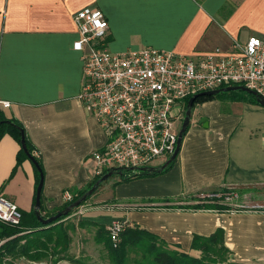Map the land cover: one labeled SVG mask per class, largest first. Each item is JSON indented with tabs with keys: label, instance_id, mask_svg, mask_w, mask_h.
I'll use <instances>...</instances> for the list:
<instances>
[{
	"label": "crops",
	"instance_id": "0c3cea01",
	"mask_svg": "<svg viewBox=\"0 0 264 264\" xmlns=\"http://www.w3.org/2000/svg\"><path fill=\"white\" fill-rule=\"evenodd\" d=\"M85 8L104 13L106 47L116 53L154 48L196 59L216 49L228 55L234 43L251 37L264 41V0H0V103L11 104H0V112L22 123L42 162L40 212L46 218L66 204V191L75 196L98 177L91 154L108 140L78 99L83 62L74 49L79 34L73 17ZM248 103L217 98L195 104L170 169L128 183L112 179L107 199L117 208L93 209L84 220L106 227L124 221L195 257L194 235L222 229L233 262L264 264V131L262 122L247 117L252 108L264 111ZM20 150L9 134L0 138V195L30 216L39 177L29 159L18 163ZM225 187L250 190L248 203L257 209L183 208Z\"/></svg>",
	"mask_w": 264,
	"mask_h": 264
},
{
	"label": "built area",
	"instance_id": "2783aa9c",
	"mask_svg": "<svg viewBox=\"0 0 264 264\" xmlns=\"http://www.w3.org/2000/svg\"><path fill=\"white\" fill-rule=\"evenodd\" d=\"M73 19L79 34L74 49L83 62L78 99L108 138L103 149L91 154L96 176L164 165L176 150L186 99L194 95L244 86L264 100V41L258 37L234 43L228 55L216 49L196 59L154 48L116 53L106 47L109 23L102 11L85 8ZM72 198L68 191L63 195L65 203ZM21 218L19 207L0 195V222L16 226ZM126 224L115 220L108 226L114 247Z\"/></svg>",
	"mask_w": 264,
	"mask_h": 264
},
{
	"label": "trees",
	"instance_id": "16d2710c",
	"mask_svg": "<svg viewBox=\"0 0 264 264\" xmlns=\"http://www.w3.org/2000/svg\"><path fill=\"white\" fill-rule=\"evenodd\" d=\"M224 88L226 87L220 90ZM232 94L233 91L221 92L215 96H203L198 98L195 104L215 100L217 98L242 100V98H238ZM250 96L255 102L259 103L260 97L258 95L253 96L250 94ZM189 100L190 98L186 99V104ZM22 133L25 136L28 152L33 159L37 161L44 175L42 162L35 155L34 147L27 137L22 123L16 119H7L4 114L0 112V138L9 134L20 144L21 150L18 154V163H20L22 159H29L31 161L21 145ZM174 162L163 170H159L161 167L138 170L119 169L116 170L114 176L119 178V183H128L136 179L154 177L167 172ZM36 171L40 183V173L37 169ZM107 173L108 171L98 176L86 189L73 196L72 201L66 203L58 213L66 210L70 205L80 200ZM103 183L104 182L100 184L98 189ZM203 194L197 196L201 200L197 205H188L183 208L194 211L231 212V208L222 205L220 200L213 198L201 199L200 196ZM92 195H90L87 200ZM85 202L74 208L67 216L74 214ZM35 205L36 198L34 199V206L29 214L30 216L22 215V222L19 226H11L0 222V240L11 238L17 234H23L11 241H7L0 248L1 258L4 254H9L15 257L25 258L31 262L41 263L43 261H51L52 263L54 257L69 250L72 241L67 231L68 228L58 224L60 220L67 216H63L49 225H44L37 218ZM237 212H244V210H238ZM42 217L46 218L44 216ZM96 226H99V228L96 231L95 242L104 245L111 264H237L233 262V253L225 244V232L222 229L216 230L209 236L194 235L191 250L199 253V256L195 257L179 247L168 244L158 235L128 223L121 233L118 245L114 247L109 236L108 228L101 225ZM58 260H62V258Z\"/></svg>",
	"mask_w": 264,
	"mask_h": 264
},
{
	"label": "rangeland",
	"instance_id": "374dc122",
	"mask_svg": "<svg viewBox=\"0 0 264 264\" xmlns=\"http://www.w3.org/2000/svg\"><path fill=\"white\" fill-rule=\"evenodd\" d=\"M232 95L237 96L238 98H242L243 101L249 102L248 104L258 105V107L264 111V108L258 102H255L254 99L250 96V94L243 91H233ZM247 117H251V122L253 123L262 122L261 128L264 131V115L257 114V112H255V108L254 110L252 108V110L248 112ZM114 178H116V176L106 180L102 184V186L84 203V205L79 207L76 212H74V214L63 218L58 222V224H61L63 225V227L68 228L67 231L69 233L71 241H73V243L71 242L72 244H70V248L67 252H64L54 257L52 259V263L51 261H43L41 263H36L31 262L25 258L4 254L2 258L0 256V264H111L107 255V250L105 249L104 245L97 244L95 242L94 234L96 233L99 226H96L97 224H90L84 219H86L88 213L93 209L109 210L117 208L115 204H119L118 202L114 200L110 201L109 199H107L110 198V193L112 192V189H106L105 187L108 183H111L110 181ZM102 189H106V191H102ZM250 193L251 191L246 189H235L232 187H225L215 192L214 194L218 196L213 198L220 200L222 205L229 206L231 208V211H248L257 209L248 203V197H251ZM200 201L201 200L198 198L197 202ZM21 222L22 218L20 224ZM77 224H79L80 227L82 226V228L76 229ZM98 225L106 227V224ZM108 226L106 228H108ZM21 235L23 234H17L11 238L0 240V248L7 241H11L12 239L17 238ZM59 258H62V260H58Z\"/></svg>",
	"mask_w": 264,
	"mask_h": 264
},
{
	"label": "water",
	"instance_id": "95a60500",
	"mask_svg": "<svg viewBox=\"0 0 264 264\" xmlns=\"http://www.w3.org/2000/svg\"><path fill=\"white\" fill-rule=\"evenodd\" d=\"M230 91H243V92H246V93L251 94L253 96H257V93H255L254 91H252V90H250L244 86H230V87H226L222 90L208 91V92H203V93H199L197 95L192 96L190 98V100L188 101L187 106H186L185 118H184V121L182 123L181 129L179 131L176 150H175L173 156L159 170H163L169 164H171L172 162H174L177 159V156H178L179 151L181 149L183 137H184L189 125H190V122H191L192 111H193V107H194L196 100L200 97H203V96H215V95L220 94L221 92H230ZM259 104L264 108V100L263 99L259 98ZM21 145H22L26 155L31 159L32 163L35 165L36 169L40 173V183L38 185L37 193H36L35 212H36L38 220L41 221L44 225H49V224L55 222L56 220L60 219L61 217L67 216L74 208L80 206L83 202H85L87 200V198L90 195H92L98 189V187L100 186V184L102 182H105L109 178L113 177L116 173V171L108 172L80 200H78L74 204L70 205L66 210L61 211V212H59V213H57V214H55L49 218H43L41 215V212H40V208H41V191L43 188L44 175H43L42 170H41L39 164L37 163V161L35 159H33V157L28 152L27 146H26V141H25V136L23 133H22Z\"/></svg>",
	"mask_w": 264,
	"mask_h": 264
}]
</instances>
